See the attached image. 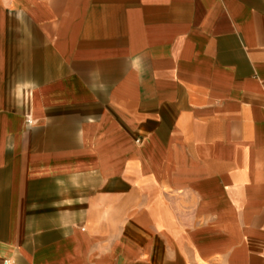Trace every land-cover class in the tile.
Wrapping results in <instances>:
<instances>
[{"label": "crops", "instance_id": "1", "mask_svg": "<svg viewBox=\"0 0 264 264\" xmlns=\"http://www.w3.org/2000/svg\"><path fill=\"white\" fill-rule=\"evenodd\" d=\"M0 264H264V0H0Z\"/></svg>", "mask_w": 264, "mask_h": 264}]
</instances>
